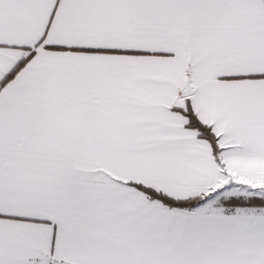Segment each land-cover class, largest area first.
Wrapping results in <instances>:
<instances>
[{
  "label": "snow or ice",
  "instance_id": "snow-or-ice-1",
  "mask_svg": "<svg viewBox=\"0 0 264 264\" xmlns=\"http://www.w3.org/2000/svg\"><path fill=\"white\" fill-rule=\"evenodd\" d=\"M0 264H264V0H0Z\"/></svg>",
  "mask_w": 264,
  "mask_h": 264
}]
</instances>
